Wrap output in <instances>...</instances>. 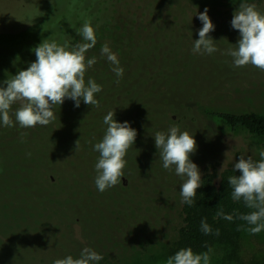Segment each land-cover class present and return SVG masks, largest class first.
Instances as JSON below:
<instances>
[{"label": "trees", "instance_id": "obj_1", "mask_svg": "<svg viewBox=\"0 0 264 264\" xmlns=\"http://www.w3.org/2000/svg\"><path fill=\"white\" fill-rule=\"evenodd\" d=\"M256 8L264 13L263 3H259ZM234 10L227 11L220 18L215 15L209 17L214 25L218 22L223 24L233 16ZM199 21L190 16L187 3L183 4L181 0L176 3L170 0H52L28 26L19 31L0 32V82L20 69L27 68L36 59L33 49L44 39L55 40L60 44L68 41L70 47L86 42L77 34L85 22L93 26L98 42L108 44L116 53L124 73L127 69H133L132 73L135 74L137 70L142 72L146 66L131 65L137 56L148 60L157 55L155 47L160 41L157 36L174 33L175 30H199L203 26ZM85 57L86 60L96 57V63L85 73V82L91 77L103 88V84L109 85L116 79L113 65L101 56V50L96 45L86 52ZM227 68L230 77L226 82L236 90L242 84L236 85L235 82L241 83L247 79L250 84L253 82L250 77H258L264 72L251 64L244 67L230 65ZM132 73L128 80L135 79ZM124 82L128 84V81ZM205 93L203 91L195 103L186 101V110L175 102H168L159 117L163 131L178 126L180 131H188L194 136L197 148L190 154L193 162L192 157L200 151L205 153L208 137L199 127L200 114L196 108L200 102L207 103L203 107L204 115L216 116L232 129L245 128L259 136L264 144V112L252 107L216 105L215 96ZM95 98L99 101V107L81 101L77 108L74 101L65 99L61 106H54V121L47 126L37 124L30 128H22L16 122L14 112L20 106L17 102L11 106L13 126L6 127L0 123V264H53L56 259L80 254L85 247L96 251L101 244L107 251L109 247H114L112 244L122 243L120 235L135 234L147 227L144 219L151 217L148 212L151 215L158 213L154 212L157 211L156 204L151 206V202L157 201L156 197L159 198L160 194H167L173 183L180 180L175 167L168 175H159L138 206L125 208L124 219L119 217L117 222L121 224L117 226L102 222L107 216L96 210L89 217L83 216L77 209L72 215L68 213V205L77 200L74 197L75 188L79 187L71 157L78 148L76 141L85 131L90 135L94 130L100 132L107 128L103 121L109 111H115L114 119L123 121L120 115H123L127 104L125 102L123 105L121 101L105 103L101 92ZM136 100H132L133 105L139 110L141 104ZM170 115H174V118ZM79 122L81 124L77 126ZM70 127L75 129L68 130ZM87 136H83L84 143L87 146L94 145L97 136ZM87 160L89 157L85 158V162ZM123 173L124 177L112 189L123 194L125 192L122 190L132 191L139 187L135 182L140 180H137L139 178L132 170L124 168ZM201 174V187L197 189L191 206L182 203L180 194L177 212L179 222L175 226L173 238L166 245L169 257L181 248L190 247L194 253H199L215 245H223L231 255H236L240 238L247 229L252 228L240 217L257 209L247 207L243 199L233 200V189L228 183L230 176L240 174L239 170L235 171L234 165L219 170L218 161H210ZM86 187L88 193L92 192L91 183ZM110 194H113V190ZM221 210L225 216L231 215L232 219L218 216ZM99 214L103 216L98 217ZM202 220L210 226L211 233L205 234L201 230ZM75 224L79 228L75 229ZM45 228L49 231V238ZM99 251L103 252L101 249ZM95 264L110 263L102 261Z\"/></svg>", "mask_w": 264, "mask_h": 264}, {"label": "rangeland", "instance_id": "obj_2", "mask_svg": "<svg viewBox=\"0 0 264 264\" xmlns=\"http://www.w3.org/2000/svg\"><path fill=\"white\" fill-rule=\"evenodd\" d=\"M51 1L0 0V32L19 31L28 26ZM170 1L176 3L178 0ZM181 2L187 3L190 16L196 19L206 7L208 15L220 18L227 11L238 8L242 2L256 6L259 3L264 4V0H190V2L181 0ZM231 20L232 17L223 24L218 22L215 24V30L209 33L218 49L212 54L193 53L194 42L199 39L198 30H175L174 33L157 36L160 41L155 47L157 55H153L154 58L145 60L143 57L138 58L137 56L131 62L133 66L146 65L143 66L142 72L137 70L133 74V69H127L123 77L119 78L118 83L116 77L109 85L108 83L103 84L101 95L104 97V102L113 104L121 101L123 105L126 102L122 111L123 115H120V119L123 121L120 122L128 121L130 126L137 131L135 143L128 149L124 157L126 161L124 168L132 170L139 178L137 180L140 181L136 180L137 182H135L139 187L132 191L122 190L125 192L123 194L117 193L112 187L103 192L94 187L97 176L95 164L100 156V153L94 150V145L102 140L106 128L100 132L94 130L90 135L85 131L81 138H78L79 144L75 150L76 153L71 155L79 187L75 188L74 197L77 200L68 205V213L71 214L74 209H77L80 214L89 217L93 216L92 211L96 210L107 216H105V220L99 218L105 224L120 225L121 223L117 221L119 217L121 220L124 219L122 218L123 211H127L125 208L138 206L141 199L144 200L148 195L147 192L151 190L152 182L156 181L159 175H168L169 170L162 167L163 162L159 158V151L155 147L152 136L156 131H163L159 117L166 105L169 104L168 102H175L180 108L186 110V101L190 100L195 103L203 91L205 93L211 89L204 95L211 93L212 96H215L217 101L214 104L216 105L229 108L252 107L264 112V72L258 77H250L253 81L250 84L247 79L241 83L240 81L235 82L236 85H243H240L241 89L236 90L226 82L230 77L227 73V66L233 65V58L226 54V50L235 47L234 44L239 38L238 30L231 27ZM199 22L201 24V21ZM96 46L101 50L103 43L97 40ZM130 73L135 79L128 80ZM123 79L128 81V84ZM175 97L177 98L175 99ZM133 99H137L136 102L141 104L139 110H137V106L133 105ZM204 105L202 102L197 104L196 112L200 114L199 127L202 129V133L208 136L204 147L205 153L200 151L192 157L201 173L210 161H218L220 170L226 166L234 165L241 155L246 159L252 157L254 161L261 159L260 153L264 152V144L259 136L242 127L232 129L216 116L204 115ZM170 116L174 118V115ZM80 124L81 122L77 126ZM67 129L73 131L75 128ZM85 135H88V138L97 136L94 145L87 146L84 143L83 136ZM88 157L89 160L85 162V158L88 159ZM179 178L178 183L175 181L167 194L162 196L160 194L161 197L157 195L159 197H156L157 201L151 202V206L156 204L157 211L154 212L158 213L151 215L147 211L151 216L149 219L148 217L144 219V222L147 221V227L140 229L135 234L120 235L119 239L122 243L112 244L114 247H109L107 251L101 244L96 252L103 258L91 262V264L102 261L110 264H166L169 258L166 253V245L173 238L175 226L179 222L177 212L180 185L184 179L180 176ZM89 183L93 188L90 193L86 189ZM112 190L113 194H110ZM64 215L65 212H63ZM141 222L142 224H140L143 225L144 222ZM260 223H264V220H261ZM48 228L51 231L50 225ZM76 228H79L77 224H75ZM250 229H247L240 238L239 250L236 255H231L223 245H215L207 251L196 254L207 253L208 264H264V229L256 234H252ZM45 230V234L49 238V231L47 228ZM100 249L103 252H100ZM79 256L80 254L73 257L79 258Z\"/></svg>", "mask_w": 264, "mask_h": 264}, {"label": "clouds", "instance_id": "obj_3", "mask_svg": "<svg viewBox=\"0 0 264 264\" xmlns=\"http://www.w3.org/2000/svg\"><path fill=\"white\" fill-rule=\"evenodd\" d=\"M198 19L203 26L198 30L199 39L195 40L192 51L194 54L210 55L218 49L209 35L215 30V25L208 15L207 7L198 14ZM231 27L239 32L235 47L226 50V54L233 58V65L244 67L251 64L264 71V13L255 4L242 2L233 12ZM77 34L86 42L70 47L68 41L60 44L55 40L44 39L33 49L36 59L27 68L20 69L0 82V123L3 126H13L10 112L11 106L17 102L20 106L14 115L22 128L35 127L37 124L47 126L56 119L54 106H61L65 99L74 101L77 108L81 101L86 105L99 107V101L95 97L102 91V86L91 77L85 82L87 69L96 63V57L87 60L85 57L86 52L97 43L96 34L90 22H85ZM101 56L106 57L113 65L112 71L118 83L119 78L124 75V69L120 67L116 53L108 44H104ZM114 115L115 111H109L104 117L103 123L107 125L105 134L94 145V150L100 153L95 164V184L101 192L115 186L124 177V157L137 136L136 129L128 121L119 122L114 119ZM152 136L163 162L162 167L171 171L174 166L176 175L184 178L180 185L182 203L191 206L197 189L201 187L202 178L198 165L190 159V154L197 148L194 136L188 131H180L178 126H172L166 132L156 131ZM260 156L259 161H254L252 157L246 159L241 155L234 164V170H239L240 174L228 178L233 189V200L243 199L247 207L257 209L240 217L254 225L250 229L252 234L264 229V223H260L264 220V152ZM217 215L232 219L231 215L225 216L222 210ZM201 230L205 234L212 231L205 220L201 221ZM102 258L96 251L85 247L79 258L68 255L54 260L53 264H91ZM208 261L207 253L196 254L189 247L181 248L170 256L166 264H208Z\"/></svg>", "mask_w": 264, "mask_h": 264}]
</instances>
